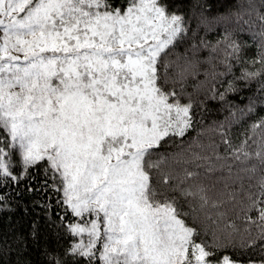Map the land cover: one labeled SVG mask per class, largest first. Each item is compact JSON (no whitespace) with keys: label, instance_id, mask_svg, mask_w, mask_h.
<instances>
[{"label":"snow or ice","instance_id":"1","mask_svg":"<svg viewBox=\"0 0 264 264\" xmlns=\"http://www.w3.org/2000/svg\"><path fill=\"white\" fill-rule=\"evenodd\" d=\"M180 7L176 0H0V189L46 194L33 206H41L58 235L72 237L63 247L45 248L46 264H240L218 253L237 238L245 247L259 240L264 249V116L251 123L253 132L260 130L258 147L249 150L245 137L228 153L243 166L220 165L239 188L225 183L213 198L203 185L184 186L197 173L175 167L180 138L195 120L190 78L199 87L231 75L221 100L256 82L257 93L239 115L264 107V13L252 0H235L213 43L189 28ZM253 12L260 39L248 56L247 42L234 38L228 24L233 18L248 24L251 17H244ZM222 44L219 73L213 53ZM210 91L215 99L214 85ZM35 173L44 177L38 187ZM49 191L61 212L55 220ZM10 199L0 191V207L10 208ZM227 201H238L239 216L220 207ZM236 219L246 222L243 233ZM39 233L34 220L33 241ZM24 242L18 237V250ZM10 247L5 242L0 254Z\"/></svg>","mask_w":264,"mask_h":264},{"label":"trees","instance_id":"2","mask_svg":"<svg viewBox=\"0 0 264 264\" xmlns=\"http://www.w3.org/2000/svg\"><path fill=\"white\" fill-rule=\"evenodd\" d=\"M234 2L235 0H176V3L181 5L179 11L184 12L188 19L189 28L198 30L199 35H206V38L213 43L223 34L225 29L223 17L231 16V6ZM252 2L257 5L260 12L264 13V7L260 6V0H252ZM206 5H211V8H206ZM201 13L207 18L206 21L202 22ZM249 17H251L250 20ZM244 18L249 20L248 24H244L242 21L236 24L233 18L228 26L233 31L234 38L238 37L242 43L247 42L245 55L252 56L256 52V43L260 39L258 35L260 22L255 12L246 14ZM254 35L256 36L255 41H253ZM223 48L224 45L222 44L213 53L216 57L213 63L217 66L213 71L219 73H223L225 70ZM209 51L210 49H205L201 54L206 56ZM232 63L235 65L234 74L239 76L240 65L236 64L235 60ZM203 67L211 68V65L204 62ZM229 79H232L231 75L226 77L217 75L214 81L209 77L208 82L199 87H193V85L197 84V80L196 78H190L187 91L193 93L195 120L193 127L189 129L183 138H180L183 139L184 143L180 145L181 158L175 165L177 172L181 174L184 170L197 173L196 177L188 178L184 186L192 185L195 187L203 185L213 198L221 191H225V183L228 184L229 188L240 187L239 180L232 183L228 179L229 174L226 167L231 166L236 169L243 165L239 161L233 164L234 157L229 156L228 153H231L233 148H239L240 142L245 137H248L247 147L249 150H255L258 147L260 130L257 129L253 132L251 123L254 119L264 116V107L259 105L255 114L239 115V110L248 104L249 97L255 96L257 93L258 84L256 82L245 84L239 91L227 92L225 100L219 98V93L224 92ZM199 80H205L203 74L200 75ZM236 83L242 82L237 81ZM213 85L217 90L215 99L212 98L210 91ZM201 101L203 103H200ZM184 102H187V100ZM233 108L237 110L235 117L231 114ZM176 143H179V139ZM168 150L177 151L174 146L169 147ZM221 164L226 165V167L221 168ZM209 168H211V171H209ZM35 174L37 180L32 183L33 187H38L37 182L44 177L42 173ZM235 175L236 173L234 172L233 177ZM240 175L245 174L240 173ZM255 182V180L252 181V183ZM50 183L51 181H49ZM244 187L247 188L248 184L245 183ZM13 189L16 193L20 192V189L16 188L15 184H13ZM0 191L8 192L11 197L8 201L11 204L10 208L0 207V250L3 249L5 242L11 246L6 256L0 254V264H4L5 260L12 261L13 264H16L17 261H19V264H46V257L43 255L45 248L49 250L52 248L58 249L71 243V235H58L60 230L55 225L50 226L47 223V218L44 216L41 206H33V199H43L46 195L44 192L26 193L21 197L16 196L7 187L0 189ZM252 191H258V189L253 188ZM47 195L53 198V210L50 215L55 220L61 214L60 209L55 207L56 193L49 191ZM177 195H180V193L177 192ZM238 195H243V193H238ZM189 199H192V197H189ZM220 207H226L229 210L230 217L239 216L238 201H227L225 205ZM209 211L215 210L209 209ZM252 214L255 215V212ZM201 219H203V213L201 214ZM34 220H38L40 224L39 238L35 241L32 240L30 235ZM245 223L241 219H236L237 227L241 233L244 232ZM252 235L255 236L254 230ZM20 236L25 237L26 242L21 243L18 250L17 242ZM203 238L205 240L210 239V237ZM260 244L261 241L258 240L255 245L245 247L241 245L239 238H237L234 246L221 249L218 256L226 253L232 260H237L241 263H247L248 260H259L264 258V249L261 248Z\"/></svg>","mask_w":264,"mask_h":264},{"label":"rangeland","instance_id":"3","mask_svg":"<svg viewBox=\"0 0 264 264\" xmlns=\"http://www.w3.org/2000/svg\"><path fill=\"white\" fill-rule=\"evenodd\" d=\"M0 35H2V33H0ZM85 236H86V234H85ZM240 264H247V263H241V262H240Z\"/></svg>","mask_w":264,"mask_h":264}]
</instances>
